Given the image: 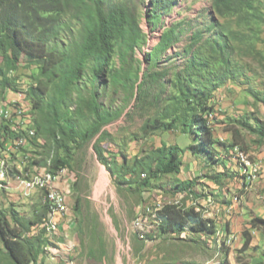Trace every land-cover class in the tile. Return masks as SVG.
Masks as SVG:
<instances>
[{"label":"rangeland","instance_id":"obj_1","mask_svg":"<svg viewBox=\"0 0 264 264\" xmlns=\"http://www.w3.org/2000/svg\"><path fill=\"white\" fill-rule=\"evenodd\" d=\"M260 1L256 0L255 5ZM128 2L136 7L141 27L148 35V45L136 52L142 63L141 76L144 78L149 71L144 100L138 102L135 96L121 118L104 127L91 141L84 143L78 139L77 143L69 144L73 152L72 166L63 169L67 178L70 177L69 217L74 225L69 237L76 246L73 251L62 254L60 264H264V234L253 230L250 224L253 217H264V8L262 20H246L249 17L215 14L213 0H179L174 10L162 14L160 23L153 26L148 16L153 8L150 0ZM217 20L228 35L236 33L237 40L232 42L234 77L219 88L213 102L215 156L195 157L192 153L190 156L183 153V170L179 175L161 176L146 189L143 183L148 174L135 168V158L161 147L163 140L178 142L188 151L193 139L179 132L177 137L173 132L146 134L143 126L149 117L156 115L168 91H172L170 80L187 63L185 51L192 35L197 29L206 31ZM181 21L185 25L181 40L157 65L150 67L147 54L159 44L167 28ZM186 21L190 23L186 25ZM208 36L211 33L205 32L204 38ZM20 66L14 74L18 82L35 83L39 77L35 66L27 58ZM91 74L89 67L81 82L82 92L73 94L69 103L71 120L79 131L93 121L83 101L90 97ZM156 75L161 81H157ZM26 89L22 85L19 92H13L15 99L29 102L23 95ZM111 99L103 96L101 102L112 109L124 104L122 93ZM7 100H0V104L10 103L11 99ZM29 105L32 106L30 102ZM31 114V124L36 128L40 114L33 108ZM168 134L173 135L169 138ZM97 149L103 150L106 159L98 155ZM241 152L252 164L260 166V175L251 184L247 172L241 170L238 156ZM65 153L64 149L56 148L49 136L37 134L32 146L30 143L20 155L26 161L25 177L27 173L31 181L33 175L50 171L56 155ZM16 161L12 158L11 163ZM20 173V168L12 172L10 169L13 181L7 188H0V211L9 215L15 206L22 218H34L42 212V204H46L43 192L25 189L29 192L26 193L23 187L21 191ZM142 173L147 175L142 177ZM188 179L196 182L198 197L174 196L177 182ZM169 203L200 210L216 222L217 234L205 236L190 231L158 234V211ZM37 231L39 228L34 233ZM248 237L251 242L246 248ZM55 238L59 240L57 235L50 237L53 242ZM46 252L47 256L49 252Z\"/></svg>","mask_w":264,"mask_h":264},{"label":"trees","instance_id":"obj_2","mask_svg":"<svg viewBox=\"0 0 264 264\" xmlns=\"http://www.w3.org/2000/svg\"><path fill=\"white\" fill-rule=\"evenodd\" d=\"M150 1L153 8L148 16L153 26L179 2ZM255 2L213 0L212 8L219 16L229 14L260 21L264 0L258 6ZM188 23L186 21V25ZM183 26L184 21H181L166 29L159 44L147 54L150 67L157 65L181 40L185 32ZM205 32L212 36L204 38ZM236 38V33L228 35L222 30L218 20L207 26L206 31H195L186 47L187 63L170 80L172 91H168L156 115L146 120L142 129L146 134H187L193 139L187 150L194 156H215L213 102L219 88L234 77L236 63L232 42ZM147 45L148 35L141 27L140 15L128 0H0V100H7L10 92H19L22 85H26L25 99L40 114L35 122L37 134L49 136L56 148L66 152L63 156L56 155L51 172L56 174L72 166L73 152L69 144L77 143L78 139L84 143L91 141L104 127L121 118L135 96L138 102L144 100L149 71L144 78L141 76L142 63L136 52ZM24 58L39 72L33 84L20 83L14 77ZM89 67L92 73L90 97L83 101L93 121L79 131L71 120L69 103L73 94L82 92L81 82ZM156 76L157 81H161ZM119 93L124 95L123 106L112 109L101 102L103 96L111 99ZM185 152L178 145L162 144L148 155L137 156L135 168L148 174L142 173V177L147 175L143 186L152 187L161 176L179 175L183 167L181 154ZM97 153L106 159L102 149H97ZM195 187L193 180L178 181L174 196L197 195ZM42 195L44 197V193ZM158 213L156 222L160 235L190 231L214 236L218 232L216 222L195 207L169 203ZM21 214L15 206L10 216L0 211V264H45L46 247L52 244L46 228L50 210L43 203L42 212L34 218H22ZM250 224L253 230L264 234V218L253 217ZM250 240L248 237L246 248Z\"/></svg>","mask_w":264,"mask_h":264},{"label":"bare ground","instance_id":"obj_3","mask_svg":"<svg viewBox=\"0 0 264 264\" xmlns=\"http://www.w3.org/2000/svg\"><path fill=\"white\" fill-rule=\"evenodd\" d=\"M6 105L9 107V109H11L13 113H24L28 110L32 113V106L29 105V102L23 101L22 98L20 100L11 99L10 103L4 102L3 104H0V147L3 146L5 148H9L13 142H16V149H26V147L31 143V138L33 141L37 136V129L33 127V124H31L33 120L32 114L30 113L28 118L24 119V125L19 127V130H12L13 120H11L10 114H6ZM4 153L8 156L2 155L0 158V175H2V178H0V183L2 184L7 183L11 169V167H4V163H11L12 158L19 160V153L14 152V150H7ZM239 160L242 171L244 170L247 172L248 165H254L247 158V156H240ZM25 166L26 165L23 163V166L19 167L21 170V180H24L22 177H25ZM56 174L47 170L46 172H41L37 175H33L32 180L28 181V186H26L27 191L29 192L42 191L44 193V201L47 204L50 212L52 210H60V204H65V196H58V203L51 202L52 190L60 189V179L56 176ZM67 177L68 175L63 169L61 171V183H68L70 177ZM105 179L106 177L104 175V181ZM73 225L74 223L72 221H65L62 225V234H57V225L48 224V238L55 237L56 235L63 236V234H65V236L67 235V238H69V234L71 229L73 228Z\"/></svg>","mask_w":264,"mask_h":264},{"label":"built area","instance_id":"obj_4","mask_svg":"<svg viewBox=\"0 0 264 264\" xmlns=\"http://www.w3.org/2000/svg\"><path fill=\"white\" fill-rule=\"evenodd\" d=\"M26 86V85H24ZM15 94H10V98H16ZM30 111H26L24 113H13L11 109L6 105V114H10L11 120H13V128L12 130H19V127L24 125V119L28 118L30 115ZM31 146H32V138H31ZM7 150H14V152L19 153V160L15 163H4V167H11V172L17 170L19 167L23 166V161L20 159V155L24 149H16V142H13L9 148H5ZM238 156H246L244 153H239ZM61 169L56 176L60 179V189L52 190L51 193V202L58 203V196H65V204H60V210H52L49 214V223L48 224H56L57 225V234H62V225L65 221H71L69 217V203L68 197L71 195V184L70 179L68 183H61ZM248 183L251 184L255 182L260 175V166L258 164L248 165ZM73 175H75L73 173ZM2 178V175H0ZM65 185V186H64ZM22 186H28V175H26L24 180H21V186L18 188L22 191ZM31 196V195H30ZM48 224L46 225L48 232ZM49 236V235H48ZM63 238H65V234H63ZM69 264H74V262H69Z\"/></svg>","mask_w":264,"mask_h":264},{"label":"crops","instance_id":"obj_5","mask_svg":"<svg viewBox=\"0 0 264 264\" xmlns=\"http://www.w3.org/2000/svg\"><path fill=\"white\" fill-rule=\"evenodd\" d=\"M10 94H15V93H13V92H10L6 97L7 98H9L10 97ZM10 99H15V98H10ZM174 134H176L177 132H173ZM171 135H173V134H168V136H169V138L171 137ZM178 135L176 134V137H177ZM162 144H165V145H167V146H171V145H178L179 147H180V145H179V143L178 142H175V143H172V142H166L165 140H163L162 141ZM192 144V143H191ZM190 144V145H191ZM189 146V145H188ZM187 146V147H188ZM4 148L5 147H3V146H1L0 147V158H1V156L3 155V156H8L7 154H5L4 152H5V150H4ZM181 149H183L182 147H180ZM2 151V152H1ZM190 151L188 150V151H186L184 154L185 155H188V156H190ZM196 157V156H195ZM182 170H183V167H182ZM13 181V180H12ZM11 176H9V178H8V181H7V183L6 184H2V183H0V188H2L1 186H4V189H5V187L7 188L8 187V185L9 184H11ZM183 181V180H182ZM18 184V183H17ZM18 185H21V183H19ZM23 188H24V191L27 193V188H26V186H22ZM26 189V190H25ZM264 218V217H263ZM59 237V240H57L56 238L54 239V242L53 241H51L52 242V244H50L48 247H46V248H48V249H46V250H48V252H49V254L46 256L45 255V257H44V262H45V264H60V259L63 257L62 256V254L64 253V252H66L67 250V252H71V251H73L74 250V248H75V242H73L72 241V239H71V237H69V238H63V236H58ZM68 244H70L71 246H68Z\"/></svg>","mask_w":264,"mask_h":264}]
</instances>
